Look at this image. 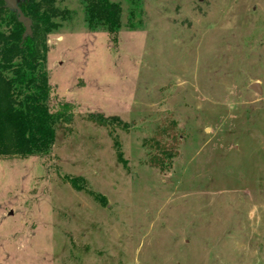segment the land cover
I'll return each instance as SVG.
<instances>
[{"label":"rangeland","instance_id":"obj_1","mask_svg":"<svg viewBox=\"0 0 264 264\" xmlns=\"http://www.w3.org/2000/svg\"><path fill=\"white\" fill-rule=\"evenodd\" d=\"M111 1L117 36L55 0L73 117L0 158V264H264V0Z\"/></svg>","mask_w":264,"mask_h":264},{"label":"trees","instance_id":"obj_2","mask_svg":"<svg viewBox=\"0 0 264 264\" xmlns=\"http://www.w3.org/2000/svg\"><path fill=\"white\" fill-rule=\"evenodd\" d=\"M81 1L90 30L119 34V5L111 0ZM18 3L25 17L33 22L32 36L26 34L16 12L0 0V158H46L52 152L58 128L73 117L68 105L59 112L51 111L53 89L45 68L46 37L57 29L55 20L63 13L55 0Z\"/></svg>","mask_w":264,"mask_h":264},{"label":"water","instance_id":"obj_3","mask_svg":"<svg viewBox=\"0 0 264 264\" xmlns=\"http://www.w3.org/2000/svg\"><path fill=\"white\" fill-rule=\"evenodd\" d=\"M3 1H4V3H6L7 9L16 12L17 17L19 19V22L22 25H24V27L26 29V34L32 36L33 22L28 17H25L23 11L21 10V8L19 6V3H18L19 0H3ZM21 1H26V0H21ZM250 88H251V90H253L256 93L261 91L259 84H253Z\"/></svg>","mask_w":264,"mask_h":264}]
</instances>
